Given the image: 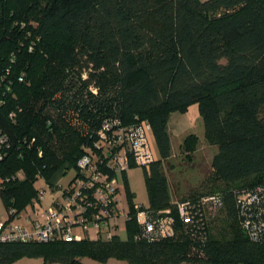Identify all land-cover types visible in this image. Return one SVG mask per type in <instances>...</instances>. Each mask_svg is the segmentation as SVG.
<instances>
[{"label":"trees","instance_id":"1","mask_svg":"<svg viewBox=\"0 0 264 264\" xmlns=\"http://www.w3.org/2000/svg\"><path fill=\"white\" fill-rule=\"evenodd\" d=\"M192 104L216 153L210 191L180 201L219 194L218 214L229 220L223 227L211 228L198 214L184 224L162 171L170 155L169 114ZM69 112L85 130L66 120ZM108 119L149 122L157 155L140 164L129 155L127 169L142 166L148 205L139 206L149 216L168 215L174 233L137 239L140 224L130 202L125 239L1 243L0 264L20 256L59 264H84L82 257L264 264V198L243 207L238 202L239 194L264 186V0H0V196L6 210L17 216L35 208L31 199L39 202L41 190L33 188L35 178L53 188L54 173L73 168L67 188L59 183L66 192L80 174L77 160L86 148L96 151L97 130ZM245 219L262 224L256 240L244 231ZM189 245L204 258H187Z\"/></svg>","mask_w":264,"mask_h":264},{"label":"built area","instance_id":"2","mask_svg":"<svg viewBox=\"0 0 264 264\" xmlns=\"http://www.w3.org/2000/svg\"><path fill=\"white\" fill-rule=\"evenodd\" d=\"M66 120L81 130L86 129L71 112L66 116ZM149 133L150 124L145 120L132 125H121L116 119L105 120L96 133L99 139L95 145L96 151L86 148L87 152L77 160L80 174L75 177L71 187L64 192L60 182H55L52 188L55 193H52L53 199L50 205L42 210L31 207L30 210L13 216L14 210L8 209L4 221L6 223L3 222L0 228V244L111 239L119 228V222L129 217V209L125 210L119 205L116 174L127 169L129 155L138 164L152 159ZM3 142L4 138L0 135V144ZM44 192L45 189L40 190L39 201L42 200ZM238 197L242 207L252 203L258 204L260 199L264 198V186H257L239 194ZM173 204L179 219L184 224H190L194 214H198L204 221L217 214L222 205V198L215 193L200 196L192 203L186 200L174 201ZM132 208L136 211V220L140 224L137 239L153 240L174 233L168 215L149 216L138 204H134ZM15 218H22L24 221L13 225L10 220ZM242 226L251 239L259 238L261 223H252L250 219H245ZM260 238L264 239V234Z\"/></svg>","mask_w":264,"mask_h":264},{"label":"rangeland","instance_id":"3","mask_svg":"<svg viewBox=\"0 0 264 264\" xmlns=\"http://www.w3.org/2000/svg\"><path fill=\"white\" fill-rule=\"evenodd\" d=\"M167 129L170 136V155L163 161L162 171L168 184V192L172 202L180 201L181 198H187L189 195L208 193L211 188L207 185V178L211 173V160L216 153V147L210 146L203 137V123L198 114L197 105L192 104L185 108L184 111H173L169 114ZM188 140L186 141V138ZM196 139V140H195ZM149 149L157 155V150L152 136H149ZM147 168V166H145ZM75 175L73 168L65 174L58 169L50 181H60L63 187L67 188L68 182ZM16 176L22 179V172H17ZM118 200L121 208L129 209V203L147 206L148 194L144 184L143 168L140 165L130 167L123 172L116 174ZM35 190L45 189L41 201L32 198L31 201L35 208L40 210L47 208L52 199L53 191L46 181L37 176L32 184ZM53 193V194H52ZM30 210V205L27 207ZM8 211L5 203L0 196V226L7 218ZM24 219H12L11 224L22 223ZM208 223L212 226L223 227L229 220L224 214H215L208 217ZM6 223V222H4ZM119 228L115 233L120 239L126 238V228L124 220L118 224ZM186 257L191 259L204 258V254L197 246L189 245L186 251ZM84 264H126L121 258L109 257L106 262H99L88 257L80 258ZM8 264H59L44 263L39 257L20 256L8 262Z\"/></svg>","mask_w":264,"mask_h":264}]
</instances>
